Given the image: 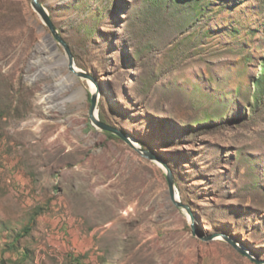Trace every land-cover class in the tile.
I'll return each instance as SVG.
<instances>
[{"label": "rangeland", "instance_id": "1", "mask_svg": "<svg viewBox=\"0 0 264 264\" xmlns=\"http://www.w3.org/2000/svg\"><path fill=\"white\" fill-rule=\"evenodd\" d=\"M39 2L140 149L92 124L33 0H0V264H259L220 233L264 259V0Z\"/></svg>", "mask_w": 264, "mask_h": 264}, {"label": "water", "instance_id": "2", "mask_svg": "<svg viewBox=\"0 0 264 264\" xmlns=\"http://www.w3.org/2000/svg\"><path fill=\"white\" fill-rule=\"evenodd\" d=\"M33 3H34L35 8L37 9V11L42 15L44 21L47 23V25L50 28L51 32L55 35V37L59 40V42L65 48V50H66V52L68 54L69 62H70V69L74 73H76L77 75L82 76V77L87 78V79H90L92 81V83L96 86L95 92H92V94H91L90 119L92 120V124L97 126V127H99V128H101V129H103V130L109 131V132H111V133H113V134H115L117 136H120L121 138L126 140L129 144L134 146L136 149H140L139 147H137L132 142V140L121 129H119V128L111 125V124H108V123L104 122L102 119H100L97 116L96 107H97V103H98V95H99L100 89H101L97 78L94 77L92 74H90L88 72L79 70L74 65V56L72 54L70 46L64 40V38L58 33V31H57L52 19L48 15L46 9L40 4L39 0H33ZM145 153L148 155L147 151H145ZM150 157L158 158L156 155H151ZM167 179H168L170 196H171L173 202L177 206L183 207L186 210H188V212L191 213L192 212L191 207L188 204H185L184 202H182L181 199L179 198V195L177 197L178 193L176 191L174 175H173V173H172V171L170 170L169 167L167 169ZM220 235L223 237L224 240H226L228 243H230L235 249H237L242 254L249 256L252 260H254L255 262H257L259 264H264V259L256 258L254 255H252V253L245 246L241 245L239 242H237L230 235L226 234L225 232L220 233Z\"/></svg>", "mask_w": 264, "mask_h": 264}, {"label": "trees", "instance_id": "3", "mask_svg": "<svg viewBox=\"0 0 264 264\" xmlns=\"http://www.w3.org/2000/svg\"><path fill=\"white\" fill-rule=\"evenodd\" d=\"M261 66L263 67L262 80L264 81V62L261 63ZM261 97H262L261 92L255 93V95H254L255 102H256V103H259L260 100H261ZM33 220H34V219H33ZM28 229H29V227L26 228V231H27Z\"/></svg>", "mask_w": 264, "mask_h": 264}, {"label": "bare ground", "instance_id": "4", "mask_svg": "<svg viewBox=\"0 0 264 264\" xmlns=\"http://www.w3.org/2000/svg\"><path fill=\"white\" fill-rule=\"evenodd\" d=\"M92 88L96 90V87H94V85H92ZM54 95V94H53ZM54 97V96H53ZM52 94H49L45 99L46 102H50L51 100H53ZM52 98V99H51ZM56 101V100H55ZM51 104V103H50ZM179 194H177L178 197ZM220 237V236H219Z\"/></svg>", "mask_w": 264, "mask_h": 264}]
</instances>
